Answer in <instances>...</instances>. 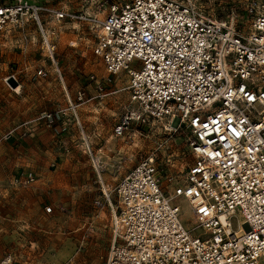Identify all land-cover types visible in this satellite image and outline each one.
Instances as JSON below:
<instances>
[{"label": "built area", "instance_id": "obj_1", "mask_svg": "<svg viewBox=\"0 0 264 264\" xmlns=\"http://www.w3.org/2000/svg\"><path fill=\"white\" fill-rule=\"evenodd\" d=\"M244 10L247 32L236 15L216 18L193 0H122L103 14L0 0V33L30 12L50 59L55 45L39 12L92 30L106 72L127 76L130 99L115 136L154 122L188 131L193 159L171 192L153 153L121 177L114 202L101 189L94 204L107 205L111 217L104 264H264V0H245ZM84 145L102 184L101 157ZM178 198L192 213L190 226Z\"/></svg>", "mask_w": 264, "mask_h": 264}, {"label": "rangeland", "instance_id": "obj_2", "mask_svg": "<svg viewBox=\"0 0 264 264\" xmlns=\"http://www.w3.org/2000/svg\"><path fill=\"white\" fill-rule=\"evenodd\" d=\"M26 1L103 14L122 0ZM193 1L216 18L236 15L239 30H249L245 0ZM39 18L55 45L53 59L30 12L0 33V264H104L109 242H100V229H111V217L107 205L94 204L101 189L112 191L114 202L121 177L153 153L162 188L171 192L193 159L188 131L174 130L175 121L165 127L154 122L132 124L127 134L115 136L114 124L130 99L127 76L106 72L86 24L42 12ZM47 113L49 119L41 117ZM85 141L103 162L102 184ZM176 201L190 226L187 202ZM239 222L240 216L232 220L234 229Z\"/></svg>", "mask_w": 264, "mask_h": 264}, {"label": "crops", "instance_id": "obj_3", "mask_svg": "<svg viewBox=\"0 0 264 264\" xmlns=\"http://www.w3.org/2000/svg\"><path fill=\"white\" fill-rule=\"evenodd\" d=\"M100 231V242H103L105 245H107L110 240V230L106 228V225H104Z\"/></svg>", "mask_w": 264, "mask_h": 264}, {"label": "bare ground", "instance_id": "obj_4", "mask_svg": "<svg viewBox=\"0 0 264 264\" xmlns=\"http://www.w3.org/2000/svg\"><path fill=\"white\" fill-rule=\"evenodd\" d=\"M46 33H47V31H46Z\"/></svg>", "mask_w": 264, "mask_h": 264}]
</instances>
